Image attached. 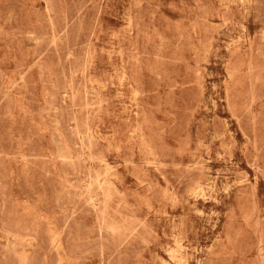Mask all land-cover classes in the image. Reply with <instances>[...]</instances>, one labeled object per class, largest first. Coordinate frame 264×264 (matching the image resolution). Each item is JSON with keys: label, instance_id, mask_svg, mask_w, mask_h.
<instances>
[{"label": "rangeland", "instance_id": "rangeland-1", "mask_svg": "<svg viewBox=\"0 0 264 264\" xmlns=\"http://www.w3.org/2000/svg\"><path fill=\"white\" fill-rule=\"evenodd\" d=\"M0 264H264V0H0Z\"/></svg>", "mask_w": 264, "mask_h": 264}]
</instances>
